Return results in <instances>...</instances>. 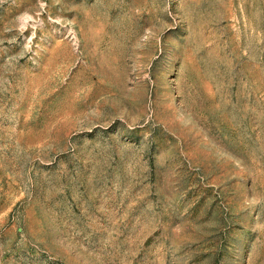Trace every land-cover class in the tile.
<instances>
[{
	"label": "rangeland",
	"instance_id": "obj_1",
	"mask_svg": "<svg viewBox=\"0 0 264 264\" xmlns=\"http://www.w3.org/2000/svg\"><path fill=\"white\" fill-rule=\"evenodd\" d=\"M0 264H264V0H0Z\"/></svg>",
	"mask_w": 264,
	"mask_h": 264
}]
</instances>
